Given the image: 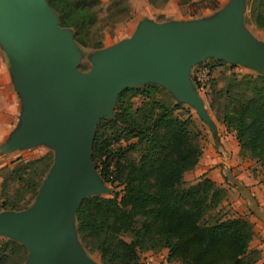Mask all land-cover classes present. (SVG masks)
I'll return each instance as SVG.
<instances>
[{"label": "trees", "instance_id": "16d2710c", "mask_svg": "<svg viewBox=\"0 0 264 264\" xmlns=\"http://www.w3.org/2000/svg\"><path fill=\"white\" fill-rule=\"evenodd\" d=\"M46 2L60 26L72 29L76 43L101 48L100 33L92 37L100 0ZM114 10L108 9L107 15L119 13V7ZM250 12L254 24L264 29V0H252ZM202 65L210 69L209 83L214 65ZM163 94L165 88L153 82L125 88L117 95L113 116L97 122L91 160L104 182L122 188L112 196L95 194L80 201L75 213L79 239L88 252H96L100 264H140L144 252L163 248L168 261L181 264H254L260 252L250 247V221L217 209L227 190L204 176L185 181L202 149L191 117L175 113L182 103L160 97ZM137 95L142 97L139 105L132 100ZM217 95L222 123L234 134L240 155L253 160L264 175V75L231 73ZM3 167L0 172H7L1 196L10 181L18 187L15 199L7 197L0 208L17 210L25 195H36L49 164L41 156ZM27 252L24 244L0 237V264H24Z\"/></svg>", "mask_w": 264, "mask_h": 264}, {"label": "water", "instance_id": "95a60500", "mask_svg": "<svg viewBox=\"0 0 264 264\" xmlns=\"http://www.w3.org/2000/svg\"><path fill=\"white\" fill-rule=\"evenodd\" d=\"M244 1L232 0L208 20H143L82 71L72 31L60 26L46 0H0V44L22 107L0 154L37 142L55 150L31 206L0 214V231L27 247L25 264H98L78 242L75 213L85 196L103 188L91 160L95 126L113 116L123 89L156 83L207 121L189 66L214 57L264 75V44L241 28Z\"/></svg>", "mask_w": 264, "mask_h": 264}, {"label": "rangeland", "instance_id": "374dc122", "mask_svg": "<svg viewBox=\"0 0 264 264\" xmlns=\"http://www.w3.org/2000/svg\"><path fill=\"white\" fill-rule=\"evenodd\" d=\"M114 1L116 0H100V4L97 8L98 21L92 28V37H98L97 35L100 33L101 37L98 39L101 40V48L96 49L91 46L82 47L78 43H73V50L78 58V68L82 71L88 70L92 66V59L95 55L105 49L121 44L126 39L130 38L138 27L139 23L143 20H151L156 22H163L166 20H208L217 16V14L223 11L225 8H229L232 0H189L185 3L181 0H117V5L115 6L112 5ZM251 1L252 0L244 1L241 28L264 44V29L257 27L251 18ZM116 7H119V13L113 16H108V9L109 11H116L114 10ZM70 30L72 31V29ZM217 60L219 59L208 57L203 61L194 63L187 68L188 76L194 81V71L198 66L204 63L214 65L211 75L212 80L206 84L205 88L200 90L197 89V87H194V90L202 100L205 116L208 119L207 121L204 119V117H200L193 105L185 101H178L176 97L173 96L169 90H167V88H165L167 94L160 96L169 101L182 103V108L176 110L175 113L180 117H191L194 137L202 146V149L209 147L212 141L218 137L217 131H220V129L227 131L224 124L222 123L221 113L219 111L220 100H217L219 98L217 93H219V90H222L225 83L228 81L230 74L234 73L240 77L246 73H257L252 67L239 62L222 61V63L219 64ZM142 84H138L137 86ZM219 95L220 99L222 100L223 97L221 94ZM132 100L135 105H139L141 103L142 97L137 95L133 97ZM131 154L135 156L134 153H130L129 155ZM41 156H46L47 163L49 164L46 173L41 179L40 184H42L44 179L47 177L55 158V150L51 147V145L41 142L24 145L9 154H1L0 161L1 163H6V165L4 164L5 167H14V165H17L25 160H32ZM252 162L253 167L257 166L254 161ZM6 172V169H4L3 172H0V205L7 197H9L11 200L15 199L16 193L14 189L18 187V182L10 181L8 190H6L7 194L1 196L2 176L4 177ZM197 177V173L194 171V169L184 174V179L187 183L195 181ZM102 182L103 188L97 192L99 195L112 196L114 192H119L122 188V186L117 185V182L114 184L106 183L103 180ZM34 198L35 195L34 197L30 198V194H27L23 197V200L19 201V206L22 207L21 209L14 210L0 208V214H7L27 209L33 203ZM226 200L227 196L221 201L217 209L222 215H235L233 212H231L229 204L226 203ZM26 201L29 202L24 205ZM0 237L11 238L10 235L4 231H0ZM77 239L81 246L88 253L90 258L100 264L96 252H88L79 237Z\"/></svg>", "mask_w": 264, "mask_h": 264}, {"label": "crops", "instance_id": "0c3cea01", "mask_svg": "<svg viewBox=\"0 0 264 264\" xmlns=\"http://www.w3.org/2000/svg\"><path fill=\"white\" fill-rule=\"evenodd\" d=\"M21 109V98L10 72L8 58L0 44V143L7 140L18 127ZM217 135L209 147L202 149L200 145L202 154L194 171L198 177H208L227 190L226 203L231 212L246 217L252 224L254 235L250 247L260 252L254 264H264V175L259 173L257 166H252L253 160L240 155L238 142L232 132L220 129ZM11 152L14 151L2 154ZM4 164L0 161V168ZM141 260H147L150 264H180L167 260L165 248L157 252L146 251Z\"/></svg>", "mask_w": 264, "mask_h": 264}, {"label": "built area", "instance_id": "2783aa9c", "mask_svg": "<svg viewBox=\"0 0 264 264\" xmlns=\"http://www.w3.org/2000/svg\"><path fill=\"white\" fill-rule=\"evenodd\" d=\"M195 72V80L193 81L197 89L205 88L207 84V79L210 77V69L209 67L202 65L197 67ZM140 264H150L147 260H141Z\"/></svg>", "mask_w": 264, "mask_h": 264}]
</instances>
